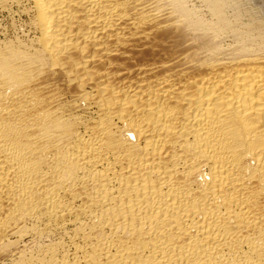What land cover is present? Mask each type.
Returning <instances> with one entry per match:
<instances>
[{"label": "bare ground", "instance_id": "obj_1", "mask_svg": "<svg viewBox=\"0 0 264 264\" xmlns=\"http://www.w3.org/2000/svg\"><path fill=\"white\" fill-rule=\"evenodd\" d=\"M5 12L0 264H264V0Z\"/></svg>", "mask_w": 264, "mask_h": 264}, {"label": "rangeland", "instance_id": "obj_2", "mask_svg": "<svg viewBox=\"0 0 264 264\" xmlns=\"http://www.w3.org/2000/svg\"><path fill=\"white\" fill-rule=\"evenodd\" d=\"M1 15H3V16H1ZM0 18H2V19H0V22L3 20L1 23H6V24L10 23L12 18H15L16 20L21 21V18L18 15L8 14L7 12L1 13Z\"/></svg>", "mask_w": 264, "mask_h": 264}]
</instances>
